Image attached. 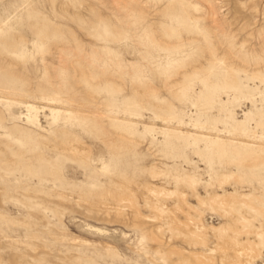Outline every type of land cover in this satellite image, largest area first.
Returning a JSON list of instances; mask_svg holds the SVG:
<instances>
[{
  "label": "rangeland",
  "instance_id": "rangeland-1",
  "mask_svg": "<svg viewBox=\"0 0 264 264\" xmlns=\"http://www.w3.org/2000/svg\"><path fill=\"white\" fill-rule=\"evenodd\" d=\"M0 264H264V0H0Z\"/></svg>",
  "mask_w": 264,
  "mask_h": 264
}]
</instances>
